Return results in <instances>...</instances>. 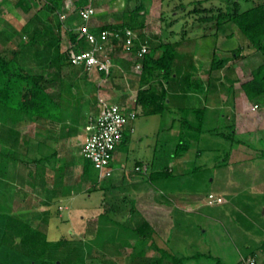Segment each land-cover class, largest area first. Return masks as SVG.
Returning a JSON list of instances; mask_svg holds the SVG:
<instances>
[{
    "label": "rangeland",
    "instance_id": "obj_1",
    "mask_svg": "<svg viewBox=\"0 0 264 264\" xmlns=\"http://www.w3.org/2000/svg\"><path fill=\"white\" fill-rule=\"evenodd\" d=\"M18 1L0 0V51L6 48H16V46L23 47L20 57L21 64L34 73H43L49 78L59 79L58 72L61 64L54 62L57 50H60V55L65 54L72 46L70 32H77L83 25L74 5L75 0L66 1L65 13L61 17L50 9L44 8L40 0H30L32 11L26 14L17 7ZM235 1L241 4L242 11L264 3V0H91L90 6H93L97 13L89 24L91 28L122 25L125 21L130 22L131 12L144 4V9L138 17L144 27L135 30L137 48L147 45L149 54L159 58L163 53L161 45L177 44L181 52L191 53L193 56L192 62L195 69L192 72H194L198 87L208 85V79L202 78V75L210 70L215 55L220 60H225V67L213 72L214 80L216 75L221 76L225 87L218 81H214L212 85L224 91L223 99L226 109L231 112V106H228L230 102L227 100L228 87L232 84L234 93L241 92L240 82L251 79L252 67L248 63H243L242 60L246 57L243 54L246 51L256 53L254 60L258 65L264 62V57L253 48L234 23L218 29L213 23L202 22L201 18L207 16L208 13L219 14L221 12L219 10L233 12ZM37 28L48 29L47 35L40 38V45L36 47L25 45L29 43ZM120 47L119 43H114L110 53L114 63L119 64L121 69L114 76L109 77L113 78L108 81L109 87H102L104 88L102 90L124 106H130L128 108L139 112L135 121V135L127 145L119 146L118 149L119 154H126L129 157L128 178L141 176L140 173L135 172V165L139 161L147 162L146 160L153 158L156 143H158L156 156L159 159L156 166L157 169L164 170L169 166L178 145L182 141H189L188 155L194 157L198 152L203 155L192 161L198 172L190 176H173L174 178L169 182L173 186L172 190L159 191L161 200L172 202L175 198L192 197L196 194L203 202L208 203L210 194L225 193L227 195L226 193L229 192L227 200L230 204L224 207L229 217L223 224L205 222L204 217L196 213L191 219H187V224L181 220L182 223L177 226V231L180 232L184 227L186 231L192 230V235H190V246H182V243L176 244L178 248L182 246L187 250L185 252L181 249L180 252L192 255L194 252L203 251L205 244L209 247L214 245L213 255L221 252L235 260L238 257L236 252L238 249L250 255L249 253L255 251L256 248L264 246V233L253 230L251 222L259 223L260 227L264 228V158H258L264 151V97L255 102L256 105L252 108L251 115L247 116L244 113L240 121L232 120L229 123V126L235 128L237 139L243 142V144L231 145L224 137L211 134L217 128L222 132H227V125L222 121L225 112L220 114L218 122L215 119L205 118L201 132L194 129H199L200 121L193 112L185 114L176 107H170L162 115L148 116L140 112L136 98L140 89L139 77L142 69L136 68V50L127 53L120 51ZM62 68L64 79L57 83L54 91L56 94L60 93L62 91L60 85L64 82L73 85L72 91L82 99L80 124L72 131L60 130L52 126L47 128L42 125L45 121L32 122L27 118L16 125L0 123V213L22 217L35 227L44 229L51 242L67 238L84 242L87 245L95 240L97 224H102L104 216L112 213L110 203L118 200L120 194L112 198L107 192L108 184L112 182L111 180L116 181L117 175L101 180L98 185H95L85 179L82 168H78V164L81 163L74 158L81 145L84 144L83 127L91 117L97 115L94 109L96 98L94 93H97L101 87L93 82L96 72L86 73L66 63ZM122 77L125 78L124 82H120ZM195 103L198 104H192L193 107L202 106L197 101ZM233 109L236 110L235 107ZM228 116L231 120L232 116ZM183 119H187L188 126L192 125L194 128L183 127L181 125ZM66 121L68 125L72 123L69 117ZM174 121V128H171ZM46 136L50 137L47 140L50 145L58 146L57 143L63 142L58 148H61L63 152L67 149L70 151V154L67 152L63 153V156L60 154L55 166L66 167L68 176L66 186L75 189L71 199L61 204L54 203L53 206L46 203V193L39 192V179L34 178L33 180L37 183L30 182L31 186H29V174L35 171L37 166L34 163L29 166L26 164L31 161L32 157L38 155V142H43ZM192 136L201 137L194 139ZM44 141L45 144L46 140ZM230 160L231 162L247 161L232 167L225 166V163L229 164ZM49 175L56 177L53 171L49 172ZM40 176H42L41 173ZM125 184L127 189L124 195L132 197L135 201V190H132L129 183ZM181 190L186 194L180 193ZM223 201V203L227 202L226 198H223ZM127 213L124 217L121 214L114 216L124 221L126 226H135L137 219H132L133 223L129 219L126 220ZM204 224L211 225L212 229L202 233L200 225L202 227ZM112 227L113 225L108 223L106 230L109 231ZM106 237L105 232V239ZM167 240L163 243L171 249V244ZM249 241L253 244L251 248L245 247ZM202 243H205L204 246ZM217 243L221 248L216 252ZM133 244L135 245L136 241L133 240L132 245L125 249L111 241H107L104 248H99V245L94 244L85 253V258H80L76 262H80L78 264H132L130 255L136 252Z\"/></svg>",
    "mask_w": 264,
    "mask_h": 264
},
{
    "label": "trees",
    "instance_id": "obj_2",
    "mask_svg": "<svg viewBox=\"0 0 264 264\" xmlns=\"http://www.w3.org/2000/svg\"><path fill=\"white\" fill-rule=\"evenodd\" d=\"M40 1L43 3L44 8L50 9L59 17L65 13L67 0ZM31 3L30 0H19L16 5L24 13L28 14L32 11ZM90 4L91 0H75L74 2L78 13L89 7ZM233 5L235 8L233 12L230 10L226 12L219 10L221 11L219 14L208 13L207 16L201 18V21L213 23L218 29L229 23H234L253 48L264 57V3L255 5L245 11H242L239 2L235 1ZM142 9H144V4L131 12L130 22L125 21L119 26L104 25L102 27H95L92 28V31L100 34L105 30L117 31L130 28L135 31L136 29H143V22L138 20ZM47 33L48 29L37 28L32 34L29 43L25 45L34 47L40 45V38H44ZM70 36L71 48H87L85 42L78 41L77 32L71 31ZM115 43L121 45L120 51H126L123 39ZM139 48L135 46L134 49L137 51ZM161 48L163 49V53L159 58H155L150 54L145 56L143 59V69L139 77L140 89L137 94L136 103L142 109L143 114L148 116L166 113L170 109L174 97L184 98L188 91L193 90L197 85L194 72H192L195 69V65L192 62V54L181 52L177 44L174 43L163 44ZM22 49L23 47L18 48L16 46V48H6L0 51V123L4 125L13 123L16 125L27 118L32 122H57L63 124V129L75 130L74 127L80 124L81 97L74 94V91H72L74 89L73 85L67 82L60 85V89H62L60 93L56 94L54 91L57 83L64 79L62 73L63 64L66 63L72 66L68 59V51L60 55V50H57L54 62L61 64L60 71L58 72L59 79H57L49 78L43 73H34L21 64ZM225 64V60H220L215 55L208 71L209 84L212 81V73L223 69ZM78 69L82 70L81 68ZM101 74L106 77L104 73ZM229 88H232V84ZM242 88L250 102L255 103L264 97V62L252 71L251 79L244 82ZM178 93H182L183 96H179ZM66 106L73 109H64ZM190 111L195 113L198 121H200L199 129L192 127V125L190 127L201 132L205 119V108L191 109ZM67 117L72 120L70 125L66 124L65 119ZM226 128L228 129L227 132H222L221 129L217 128L214 131L212 130L211 134L224 137L231 145L235 143L243 144L241 140L237 139L233 126H226ZM189 147V141H182L178 145L175 154L185 153ZM55 155L56 153L53 154V156ZM53 156L45 160L53 161L56 159ZM258 158H264V151H262L261 156ZM37 162H43V160L38 159ZM226 165L227 167L235 166L229 165L227 162L225 163ZM94 169V165L90 161L85 160L81 171L88 182L98 185L101 180L99 172L96 169L94 172ZM54 171H58V175L64 173V169L55 168ZM169 177L170 173L163 172L155 173L150 179L158 180L159 178L167 179ZM106 223L113 225L109 231L106 230ZM105 232L107 233L106 239ZM47 234L44 229L35 227L22 217L0 213V264H78L80 262H76V260L79 261L80 258L84 259L85 253L94 244L99 245V248H104L106 242L111 241L122 248L130 246L132 239L137 240L134 246L136 252H133L131 255L132 264H183L184 258H178L174 253L159 246L155 239V230L147 220L130 227L114 222L105 215L102 224H97L95 240L87 245L84 242L73 241L67 238H62L58 242H51ZM19 238L21 239L20 242ZM141 246L144 250H139ZM146 247L156 250L161 256H147Z\"/></svg>",
    "mask_w": 264,
    "mask_h": 264
},
{
    "label": "crops",
    "instance_id": "obj_3",
    "mask_svg": "<svg viewBox=\"0 0 264 264\" xmlns=\"http://www.w3.org/2000/svg\"><path fill=\"white\" fill-rule=\"evenodd\" d=\"M250 52L251 51H246L243 54L246 57L243 58L242 61L243 63H248L249 66L252 67V70H251V73H252V71L255 68H257L260 64L258 65V63H256L254 60L256 53H253V52L250 53ZM114 65L115 67L113 69V73L111 76H114L117 73V71L121 69L120 68L121 66L119 64L114 63ZM94 75L96 76V78L95 80H93V82L95 84H98L99 87H101L99 91L97 92L98 94L94 93V95H96V98H97V99L96 98L94 99L95 100L94 109L97 112V114L99 112L98 106H99L100 99H105L112 103H118L121 106L126 108L127 106H124L122 103L117 101V99L115 100V98H113L111 95L107 94L106 92H103L104 90H102L108 86V83H109L108 81H111L113 78L108 79L107 77L103 76L101 73L99 74L97 72ZM203 77L208 79L209 74L206 72L205 75H202V78ZM211 78H212L211 84L208 83L207 86H201V87L196 86V88H194L193 90L188 91V93L184 96V98L174 97L170 107H176L182 113L189 114L191 113L190 111L191 109H199L198 107H193L192 105V104L197 105L198 103H195V101H197L200 104H202L201 106L202 108H205L206 110L205 118L207 120L215 119L218 122L221 116L220 114L225 112V114L223 113L224 114L223 120L227 126H229V123H231L232 120L240 121L241 115L244 113L247 116L251 115L252 108L256 104L253 102H250V100L247 98L242 88V84L246 82L247 80H242L240 82L241 92L234 93V91L232 90L233 88L228 87L227 100L230 102L228 106L229 105L231 106V107L229 106L231 108V112L230 111L228 112L226 109L227 107L225 105L224 99H223L224 91L212 85L214 81H218L221 83L223 87H225L223 80L221 76L219 75H216L215 80H214L213 73L211 75ZM124 81H125V78L122 77L120 79V82H124ZM178 94L179 96H183L182 93H178ZM203 104H204V107H203ZM233 107H235L236 110H234ZM64 109H69V108H67L66 106L64 107ZM72 109L73 108H71L70 110ZM140 112H142L141 108H140ZM137 113L139 116V112ZM228 115L232 116L231 120ZM183 120L184 121H182L181 125L185 128H191L190 125L188 126L189 121L187 119H183ZM135 123L136 122H134L128 127L124 142L122 143L121 147L127 145L130 142L131 138L135 135L136 133ZM173 123L174 124L171 125V128H174L175 121ZM66 124H68L67 121H66ZM42 125L47 128H49V126H52L54 128L58 127V129L60 128V130L63 129V124H60L57 122L46 121V122H42ZM87 125H88V122L86 126L83 127L85 139L87 137V131H86ZM190 130L191 129H189V131ZM200 137H193V138L200 139ZM49 139L50 137L46 136V138L45 137L43 138V142L42 141L38 142L39 144V146L37 147L38 155L32 157L31 161H29V163H26V164L29 166V165H32V163H34L35 166H37L35 168V171H32L29 174V178H30L29 186H31L30 182L37 183L36 181L33 180L34 178L39 179L40 180L39 192L41 191L45 192L46 193V197H45L46 203H49L51 206H53L54 203L61 204L71 199L75 192V189H71L69 188L70 186H66V180L68 179V176L66 175L67 174L66 167L63 168L64 166H57V167L55 166L56 161L60 157V154L61 156H63V153L66 154V152L70 154V151H68L67 149V151L63 152L61 148H58L60 143L62 144L63 142H60L59 144L57 143L58 146L53 145V144L50 145L49 141H47ZM85 139L83 143L85 142ZM44 140H46L45 144H44L45 142ZM179 140L180 141L182 140L181 137L179 138ZM65 143H66V140H65ZM82 147H83V144L81 145V147L79 148L78 152L75 154V157H74L75 160L81 163V164H78V168L79 167L82 168L84 165V161H85L81 154ZM157 147H158V143L155 144V151H154L155 154L152 159L146 160L147 162L139 161L136 163L135 172L140 173L141 176H136L131 179L128 178L127 176L128 175L127 167L129 163V157L126 154H123V155H121V153L119 154L118 153L119 150L116 151L112 166L114 168L113 177L117 175V180L116 181L111 180L112 182L108 184L109 190L107 192H109L108 194H110V197L112 198L114 196H118V193L120 194V196L118 200L112 201L110 203V209L112 213H109L110 216L109 214H106V216H108L110 220L114 222H118L123 225H125V222L122 220L120 221L116 219L114 215L121 214L124 217V215L128 212L127 215L125 216V219L126 220L129 219L131 220V222H132V219L133 220L134 218L137 219L136 225L142 223V221L144 220L149 221L155 230V239L157 240L159 246L162 249H165L169 252L174 253L178 258H184L183 264H238L241 261V259L246 256H257L261 264H264V251H263L264 246L263 245L260 248H256L255 251L253 250L251 253H249L250 255L242 253V251L237 248L238 250H236V252L238 254V257H236L235 260L230 259L228 255H226L225 253H221V252L217 253L218 255H213V250L215 247L212 244H211L212 246L209 247L207 244L204 243L205 244L204 246V244L202 243L204 246L203 251H197V252L193 251L194 253H192V255H186L180 252L181 249H184V247L182 248V246L184 245L190 246L189 244L190 237H191L190 235H192V230L186 231L184 230V227L182 228L180 232L177 231V226H179L182 223L181 220H183L187 224V219L188 218L191 219L194 213H196L199 216L204 217L205 222L206 221L207 222H217V223L220 222L223 224V222H225L227 217H229L228 214L224 210V207L230 204V202L227 200V195L229 192L226 193L227 195H225V193L216 194V196L218 197L226 198L227 202L225 203L203 202L201 198H199V196L196 194L193 195L192 197L185 196V197H180L177 199L175 198V200L172 202L164 201L163 199L161 200L159 196V193H160L159 191L172 190L173 186H171L169 182L172 180V178H174L173 176L175 177L184 176V175L190 176L198 172L196 170L197 167H194L192 161L194 159L196 160L202 157L203 155L199 152L196 153L194 157L188 155L190 151V147H189V149L185 153H182L179 155L175 154L174 156H172L169 166L165 168L164 170H162L159 168L157 169V166H156L157 161H159V159L156 156ZM28 153H30L29 150H28ZM55 153L56 155L53 156V154ZM52 156L55 157L56 159H54L53 161L45 160L48 157L52 158ZM67 157L69 156L67 155ZM38 159L43 160V162L38 163L37 162ZM244 161H247V160H238L234 162H231L230 160L229 165H236ZM39 166H41L42 168H40ZM54 167L56 169H64V173L61 175L60 174L58 175L59 172L54 171L55 169ZM51 171H53V173L54 172L56 173V177L49 175V172ZM163 172L170 173V177L167 179L159 178L158 180L150 179L151 176H153L155 173H163ZM40 173L42 174V176L39 177ZM259 177H260V174H259ZM126 182L129 183V186H132V190L133 189L135 190L134 192L135 197H136L135 201H133L132 197L130 198L124 195L127 189L125 187ZM30 191H32V189H30ZM182 192L184 191L181 190L180 193ZM251 222L253 225L252 227L253 230H255L256 232L262 231V233H264V228H261L259 223H256L254 221H251ZM200 229L202 233H204V232H208V230L212 229V227L211 225L204 224L202 227L200 225ZM166 239H168L167 242L171 244V249L168 248L163 243V241H166ZM133 240L136 241L137 243L136 239H132L131 245H132ZM181 243H182V246L178 248L176 244L180 245ZM252 245L253 244L250 243L249 241V243H246L245 247L251 248ZM122 248L125 249V247H122ZM219 248H221V246H219V244L217 243L215 251L217 252ZM141 249L144 250L142 246L139 250ZM145 250H146V255L149 257L161 256L159 252H157L156 250L152 248L146 247ZM184 251L187 252L186 249H184Z\"/></svg>",
    "mask_w": 264,
    "mask_h": 264
},
{
    "label": "built area",
    "instance_id": "obj_4",
    "mask_svg": "<svg viewBox=\"0 0 264 264\" xmlns=\"http://www.w3.org/2000/svg\"><path fill=\"white\" fill-rule=\"evenodd\" d=\"M96 13L93 6L80 11L83 25L77 30L78 41L85 42L87 48L78 49L70 46L68 59L74 67L81 68L85 72L104 73L109 78L114 69L111 47L116 41L123 39L126 52L132 53L135 51L137 35L130 28L94 33L89 23ZM149 52L147 45H142L136 51L137 69H143V59ZM98 107V114L90 118L86 127L87 137L81 154L84 160L94 165L99 172L100 180H105L114 175L112 163L115 153L124 142L128 127L137 120L138 113L133 108H125L105 99L99 100ZM209 200L210 203L224 202L223 198L215 194H210ZM238 264H261V262L257 256H249L242 258Z\"/></svg>",
    "mask_w": 264,
    "mask_h": 264
},
{
    "label": "water",
    "instance_id": "obj_5",
    "mask_svg": "<svg viewBox=\"0 0 264 264\" xmlns=\"http://www.w3.org/2000/svg\"><path fill=\"white\" fill-rule=\"evenodd\" d=\"M21 241V239L19 238V242Z\"/></svg>",
    "mask_w": 264,
    "mask_h": 264
}]
</instances>
